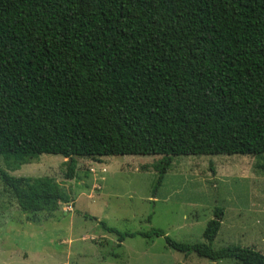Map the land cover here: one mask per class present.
<instances>
[{
  "label": "trees",
  "instance_id": "obj_1",
  "mask_svg": "<svg viewBox=\"0 0 264 264\" xmlns=\"http://www.w3.org/2000/svg\"><path fill=\"white\" fill-rule=\"evenodd\" d=\"M41 154L174 156L264 154V0H0V156L10 170ZM5 189L25 213L56 212L72 196L51 176H14ZM224 209L204 241L159 227L118 232L163 236L212 261L264 264L254 246L216 249ZM151 219V216H150Z\"/></svg>",
  "mask_w": 264,
  "mask_h": 264
},
{
  "label": "rangeland",
  "instance_id": "obj_2",
  "mask_svg": "<svg viewBox=\"0 0 264 264\" xmlns=\"http://www.w3.org/2000/svg\"><path fill=\"white\" fill-rule=\"evenodd\" d=\"M161 155L75 157L76 177L66 179L68 158L41 154L10 170L14 176H51L72 196L47 212L25 213L0 177V264H242L212 261L170 247L165 238L108 232L162 228L187 243L204 241L216 207L224 209L214 248L254 246L264 253V154L174 156L162 183L152 164ZM151 216V219H150Z\"/></svg>",
  "mask_w": 264,
  "mask_h": 264
},
{
  "label": "water",
  "instance_id": "obj_3",
  "mask_svg": "<svg viewBox=\"0 0 264 264\" xmlns=\"http://www.w3.org/2000/svg\"><path fill=\"white\" fill-rule=\"evenodd\" d=\"M70 161H71V159L70 158H68Z\"/></svg>",
  "mask_w": 264,
  "mask_h": 264
}]
</instances>
